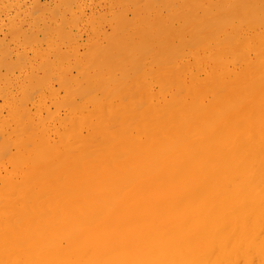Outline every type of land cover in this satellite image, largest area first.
Segmentation results:
<instances>
[{
    "label": "bare ground",
    "instance_id": "6f19581e",
    "mask_svg": "<svg viewBox=\"0 0 264 264\" xmlns=\"http://www.w3.org/2000/svg\"><path fill=\"white\" fill-rule=\"evenodd\" d=\"M26 1H0V264H264V0Z\"/></svg>",
    "mask_w": 264,
    "mask_h": 264
},
{
    "label": "rangeland",
    "instance_id": "374dc122",
    "mask_svg": "<svg viewBox=\"0 0 264 264\" xmlns=\"http://www.w3.org/2000/svg\"><path fill=\"white\" fill-rule=\"evenodd\" d=\"M0 1H1V0H0ZM28 1H31V0H27V1H26V2H27L26 4H30ZM40 1H41V0H40ZM43 1H44V2L46 1V2L48 3L50 0H48V1H47V0H42L41 2H43ZM84 1H85V2H84ZM84 1H83V0H80V2H83V3H84V4L81 3V5H82V4L84 5V6L82 5V8H83V11H85V12H84V15H85V16H87V15L93 13L94 10H95V12H94L95 15L98 14V15L101 16V14H102L101 17H103V14H105V13H106V14L104 15V17H105V16H108V14L110 13V12H109V9H108V8H109L108 0H88V1H87V0H84ZM103 1H104V2H103ZM105 1H106V3H105ZM85 4H86V5H85ZM96 4H97V5H96ZM102 4H104V5H102ZM105 5H106V6H105ZM85 6H86V7L89 6V7L86 8ZM90 6H91V7H90ZM94 6H95V7H94ZM104 6H105V7H104ZM107 6H108V7H107ZM93 7H94V8H93ZM96 7H97V8H96ZM84 8H85V9H84ZM91 8H92V9H91ZM163 8H165V7H163ZM163 8H162V10H163L162 13L164 12V10L166 11V9H163ZM89 9H90V11H89ZM91 10H92V11H91ZM98 10H99V11H98ZM106 10H107L108 12H107ZM100 11H101V12H100ZM102 11H103V12H102ZM104 11H106V12H104ZM90 12H91V13H90ZM98 12H99V13H98ZM88 13H89V14H88ZM94 13H93V14H94ZM107 13H108V14H107ZM3 14H4V15H3ZM6 14H7V16H6ZM6 14H5V11L1 12V16H0V18H2V16H3V18H2V20L0 19V22H2V21L5 22V21H6V19H7L6 17H8V12H7ZM163 14H165V13H163ZM98 15H97V16H98ZM128 15H131V14L129 13V11H128ZM4 16H6V17H4ZM3 19H4V20H3ZM4 22H2L1 24H3ZM3 27H4V26H3ZM105 27H106V25L104 26V30L109 31V28L106 27V28H107V29H106ZM78 28L80 29V30L78 29V30H79L78 33H79L80 37H82V39L80 38L81 41H82V43H84V40H85L84 37H85V36H87V38H89V39L86 38V40H85V41L88 42V40H90V37H92V36H91V32H85V31H88V29H84V28H83V25H80V27H78ZM81 28H82V31H81ZM3 32H5V29H4V28H2V31H0V36H2ZM80 32H81V33H80ZM82 32H83V33H82ZM84 33H87V34L84 35ZM89 33H90V34H89ZM81 34H82V35H81ZM88 36H89V37H88ZM92 38H93V37H92ZM93 39H94V38H93ZM93 39H92V41H93ZM90 41H91V40H90ZM92 41L90 42V43H91V46L94 44V41H93V42H92ZM95 41H99V40L97 39V40H95ZM101 41H102V40H101ZM101 41H100V43H101ZM103 43H104V42H103Z\"/></svg>",
    "mask_w": 264,
    "mask_h": 264
}]
</instances>
